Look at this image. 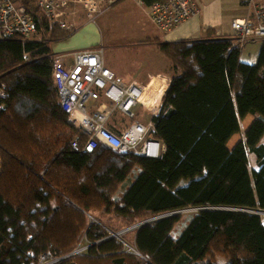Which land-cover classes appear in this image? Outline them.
<instances>
[{
    "label": "trees",
    "instance_id": "obj_1",
    "mask_svg": "<svg viewBox=\"0 0 264 264\" xmlns=\"http://www.w3.org/2000/svg\"><path fill=\"white\" fill-rule=\"evenodd\" d=\"M18 1L36 32L0 38V264H38L42 255L59 258L49 264H161L172 247V264H218L216 250L222 264H264V40L249 64L232 37L144 39L158 44L172 71L150 117L162 152L144 157L101 143L85 152L71 144L81 133L51 82L52 44L75 30L50 23L34 0ZM124 118L116 114L121 124L109 127L120 133L136 121L135 113ZM188 208L196 209L172 214ZM133 225L121 238L138 254L110 234ZM80 245L85 252H73Z\"/></svg>",
    "mask_w": 264,
    "mask_h": 264
},
{
    "label": "built area",
    "instance_id": "obj_2",
    "mask_svg": "<svg viewBox=\"0 0 264 264\" xmlns=\"http://www.w3.org/2000/svg\"><path fill=\"white\" fill-rule=\"evenodd\" d=\"M34 1L48 16L50 23L70 27L80 11L85 13V22L96 24L111 3L117 0ZM135 1L145 7L149 21L161 31H170L199 11L197 0L154 1L149 5L142 0ZM241 2L248 7L249 12L245 17L231 21L232 35L228 37L235 38L241 45L247 40H264V0ZM16 6L13 0H0V38L13 34H35L34 21L26 11V6ZM69 52V55L57 52L53 55L51 82L57 90L58 101L67 113L70 125L81 133L78 140H72V146L92 152L101 143L139 156L158 157L163 150V144L150 136L153 128L150 117L159 111L170 75L157 73L145 84H139L133 79L122 82L107 67L101 47L92 46ZM88 101L91 102L87 104ZM135 106H140L149 113L145 124L139 121L127 123L120 133L108 126V120L118 113L133 118ZM188 209L192 211L196 208ZM135 228L136 225H133L125 230ZM123 232L124 229L122 234ZM110 234L120 238L125 252L137 253L130 242L121 238L122 234ZM84 246H78L76 252L85 251ZM58 260L59 258L42 255L38 264H49Z\"/></svg>",
    "mask_w": 264,
    "mask_h": 264
},
{
    "label": "rangeland",
    "instance_id": "obj_3",
    "mask_svg": "<svg viewBox=\"0 0 264 264\" xmlns=\"http://www.w3.org/2000/svg\"><path fill=\"white\" fill-rule=\"evenodd\" d=\"M13 2L17 5L16 7H20L21 5L24 6V4L18 0H13ZM111 5L110 9L106 10L104 14L99 17L97 24L85 22L84 19L77 16L69 25L75 31H73L67 39L54 43L55 48L53 51L55 53L69 55L70 52L68 51L92 47L101 43L104 49L103 54L106 65L112 69L115 76L120 78L122 82L131 79L143 82L139 77L143 76L145 72H151V75L157 73H171L169 61L160 52L158 44L144 41L146 38L159 35L157 34L158 29L148 19L145 7L135 0H119L115 4L111 3ZM75 26L78 28H75ZM143 36L146 37L143 38ZM137 42H143L144 44L138 46ZM151 75L147 76L146 82ZM135 76H137V79L134 78ZM90 102L91 101H88L87 104ZM134 113L136 121L144 124L147 122L149 113L139 107L134 109ZM118 115L125 121L127 120V118H124L125 116L123 114L118 113ZM128 121L130 122L131 119ZM250 121L251 117H247L242 121L241 133H236L229 139V148L240 138L242 131L247 128ZM261 143L264 144V135L261 139ZM249 165L251 169L257 167L255 157L252 154H249ZM92 212L93 215L101 218L108 225H123V222L113 214L104 218L100 210L93 209ZM178 212L181 213L182 216H185L193 211L186 209L185 211H174L172 214ZM261 215L264 217V213ZM91 219H93V222H97L92 216L89 217V221ZM122 229L118 231L120 233L115 235L119 236L122 234ZM128 231L131 237L133 230ZM124 232H126L125 229ZM84 247L87 248V245ZM176 256V248L172 247L168 254L164 256L161 264H172ZM210 259L218 264H222L225 261L223 254L217 250L210 255Z\"/></svg>",
    "mask_w": 264,
    "mask_h": 264
},
{
    "label": "crops",
    "instance_id": "obj_4",
    "mask_svg": "<svg viewBox=\"0 0 264 264\" xmlns=\"http://www.w3.org/2000/svg\"><path fill=\"white\" fill-rule=\"evenodd\" d=\"M197 2L199 4V11L188 20L170 31H161L158 29L157 34L159 35L156 37L160 39V42H176L182 40H198L209 37L231 36V21L236 18L241 19L245 17L249 12L248 7L242 3L241 0H197ZM144 37L146 36H143V38ZM262 42L263 40L261 39L247 40L241 47V60L248 62L249 64L256 63ZM137 44L138 46H142L144 43L137 42ZM52 48L54 50L55 44H52ZM115 72L117 73L116 70ZM148 75H151V72H145L143 76L139 77L138 75V77L142 79L145 84ZM154 75L155 74L151 76ZM134 78L137 79V76ZM117 79L121 80L120 78ZM135 81L139 84H143V82L138 80ZM120 124L121 122L115 119V117L108 120V126L116 128Z\"/></svg>",
    "mask_w": 264,
    "mask_h": 264
},
{
    "label": "water",
    "instance_id": "obj_5",
    "mask_svg": "<svg viewBox=\"0 0 264 264\" xmlns=\"http://www.w3.org/2000/svg\"><path fill=\"white\" fill-rule=\"evenodd\" d=\"M152 219H154V218L147 219V220L143 221L141 224H143V223H147V222H150V221H152ZM91 222H93V219L90 220V224H91ZM114 234H117V233H114ZM113 236H114V235H113ZM73 252H74V251H73Z\"/></svg>",
    "mask_w": 264,
    "mask_h": 264
},
{
    "label": "clouds",
    "instance_id": "obj_6",
    "mask_svg": "<svg viewBox=\"0 0 264 264\" xmlns=\"http://www.w3.org/2000/svg\"><path fill=\"white\" fill-rule=\"evenodd\" d=\"M74 252H76V251H74ZM83 252H85V251H83Z\"/></svg>",
    "mask_w": 264,
    "mask_h": 264
}]
</instances>
